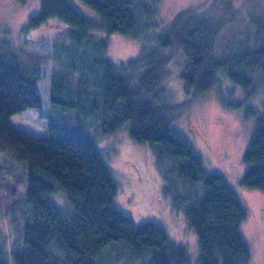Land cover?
Instances as JSON below:
<instances>
[{"label": "trees", "instance_id": "trees-1", "mask_svg": "<svg viewBox=\"0 0 264 264\" xmlns=\"http://www.w3.org/2000/svg\"><path fill=\"white\" fill-rule=\"evenodd\" d=\"M81 1L97 14L100 23L93 24L83 16L73 0H40V12L28 20L30 27L64 23L72 41L64 45L78 53V62L88 68L97 63L100 66L98 78L86 75L78 66L84 77L76 89L70 77L74 65L60 63L55 55L54 65L61 66L65 73L58 74L55 67L52 70L48 110L53 114L48 116L47 134H33L12 124L10 117L14 113L41 108L36 84L40 72L31 70L36 65L29 66L30 63L25 64L0 49V151L8 152L21 166L14 171L0 163V209L10 215L16 230L11 236L16 234L19 242V249L13 252L14 263L108 264L118 246L109 244L120 241L128 246L126 255L111 264H193L191 252L188 254L181 243L168 240L159 224L152 221L135 224L117 207L116 181L91 136L97 133L90 130L85 114L78 108L80 101V105H85L91 94H99L96 106L86 104L100 117L99 137L128 127V135L136 142L159 146L182 182L198 186V194L188 192L182 196L185 199L182 211L189 227L194 229L196 250L197 243L200 250L196 264H248L252 247L241 233L240 224L246 212L238 194L223 174L205 172L200 153L174 126L166 101H160L157 86L168 60L161 51L167 47L180 48L188 57L180 76L185 90L202 93L218 81L223 98L227 92L234 93L238 85L241 90L235 105L238 106L256 90L257 67L264 73V49L260 64L245 63L243 69L232 70L225 58L226 49L218 45L221 26L199 17V11L183 12L170 28L160 33L157 46L150 47L138 59L117 64L102 55L107 36L117 32L139 36L147 28L143 21L154 17L153 2ZM60 27L58 31L64 35L66 29ZM97 30L104 34L97 37ZM56 40L53 42L60 47ZM87 49H92L94 55L81 61ZM239 51L244 54L245 48ZM247 62L252 63V58ZM137 69L143 71L134 83L131 77ZM227 80L229 87L223 83ZM91 82L97 83L96 90L90 88ZM73 88L74 98L80 99L65 95ZM223 103L229 104L225 99ZM70 106L74 107L73 113ZM262 108L259 113L251 110L248 113L256 121L242 154L245 169L239 184L264 193V105ZM56 114L59 118L54 117ZM81 122L87 131L79 127ZM51 192H63L67 206L54 203L49 198ZM179 199L178 195L175 203ZM0 264H7L1 252Z\"/></svg>", "mask_w": 264, "mask_h": 264}, {"label": "rangeland", "instance_id": "rangeland-1", "mask_svg": "<svg viewBox=\"0 0 264 264\" xmlns=\"http://www.w3.org/2000/svg\"><path fill=\"white\" fill-rule=\"evenodd\" d=\"M150 1L154 6V17L152 20L149 17L148 20L143 21L147 25L145 31L143 30L136 37L118 32L109 34L102 55L108 56L117 64L138 59L140 55L150 51V47L157 46L160 33L170 28L180 13L199 11V17L204 16L213 24L221 26L218 45L222 50L226 49L225 58L229 60L232 70L243 69L241 66L245 63L247 66H252L255 62L260 64L262 61L260 53L264 49V0ZM73 3L93 24L97 21L100 23L97 14L81 0H73ZM39 10L40 0L25 2L0 0V49L19 57L25 64L30 63L29 66H37L31 70L39 69L40 76L36 84L42 100L41 108L24 109L22 112L14 113L10 120L13 125L21 129L33 134L45 135L49 129L48 116L53 114L48 110L52 70L55 67V72L58 74L65 73L61 66L54 65V57L57 59L55 55L59 56L60 63L74 65V68L70 70L72 71L70 77L75 81L73 84L76 89L80 87L79 81L84 77L78 66H81V72L90 77L96 75V78H98L100 66L97 63L88 68L82 65L84 63L78 62L79 59L76 56L78 53L67 47L68 45H64L72 43L68 36L69 28L64 23L60 24L64 30L66 29L64 35L62 32L59 33L58 29L61 27L55 22H48L44 24V27L43 25L30 27L29 18L38 14ZM140 16L145 18L143 14ZM103 34V31L97 30L96 36L100 37ZM53 40H56L60 47H56ZM239 48H245V53L240 52ZM161 53L168 60L162 68L161 82L157 86L161 100L158 99L162 102L166 101L164 102L173 117L174 126L179 133L190 139L194 150L200 153L205 172L223 174L228 184L238 194L246 212V217L240 224L241 233L252 247L248 264H264V193L239 184L245 169L242 154L250 141L256 121L252 114L248 115V113L249 110L259 113L264 105V73L258 66L254 94L235 106L241 92L238 85L234 93L227 92V96L223 98L220 97L218 81L204 92L194 94L192 89L185 90L180 79L188 63V57L183 49L167 47ZM92 55L94 51L87 49L82 53L81 61H86ZM250 58L253 62L249 64L247 61ZM89 63L86 64L89 65ZM140 71L143 70L137 69L132 75L131 80L134 83L137 82ZM224 81L223 83L229 87V80ZM97 86V83L91 82L90 88L96 90ZM75 91L74 88L72 91L68 89L65 95L69 99L78 100L79 97L75 99L73 96ZM81 96L84 99L87 97ZM98 97L99 94H91L86 104L90 103L91 107L96 106L99 103ZM224 99L229 104L224 105ZM80 103L81 101L78 108H81L80 111L85 114L84 120L90 130L97 133L92 135L89 130L116 181L118 191L114 200L117 207L135 224L147 221L159 224L165 230L168 240L181 243L188 254L191 252L193 264H196L197 250L198 252L200 250L198 243L196 250L194 229L189 227L182 211L184 208L182 200H185L182 196L188 192L198 194V186L182 182L175 173L171 160L159 146L155 143L136 142L128 135V127L115 134L99 137L100 117L95 111L92 112L88 105H80ZM70 109L73 113L74 107L70 106ZM54 117L59 118V114ZM87 126L83 122L79 125L84 131H87ZM0 163L11 166L14 171L21 167L6 151H0ZM19 187L22 185L20 184ZM177 194L180 199L175 203ZM49 198L59 207L67 206L63 192H51ZM195 199V197L192 198V201ZM15 231L10 215H6L0 209V252L7 264H15L13 252L19 249V242H16L18 236L16 234L11 236ZM116 244L118 246L113 251L115 254L108 259V264H111L113 260L116 261L123 254L126 255L125 250L128 246L120 241L109 245Z\"/></svg>", "mask_w": 264, "mask_h": 264}]
</instances>
